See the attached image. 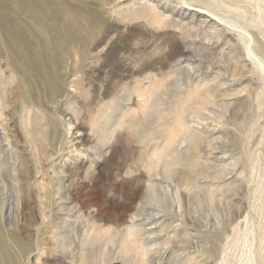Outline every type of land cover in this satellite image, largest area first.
<instances>
[{
	"label": "rangeland",
	"instance_id": "374dc122",
	"mask_svg": "<svg viewBox=\"0 0 264 264\" xmlns=\"http://www.w3.org/2000/svg\"><path fill=\"white\" fill-rule=\"evenodd\" d=\"M57 11L0 0V233L14 259L264 264V0Z\"/></svg>",
	"mask_w": 264,
	"mask_h": 264
},
{
	"label": "bare ground",
	"instance_id": "6f19581e",
	"mask_svg": "<svg viewBox=\"0 0 264 264\" xmlns=\"http://www.w3.org/2000/svg\"><path fill=\"white\" fill-rule=\"evenodd\" d=\"M28 3L30 5H36L38 6L39 8H41L43 11H44V15H48V11L49 9H53L54 11V16L56 17L58 14H57V9H59V3H60V0H28ZM141 7H146V8H149L151 10H154L155 7H157V5H150V4H147V3H142V6ZM196 8V7H195ZM61 9V8H60ZM150 10V11H151ZM197 10V9H195ZM206 12V11H205ZM152 13V12H151ZM164 14V13H162ZM206 14V18L204 19H201L202 20V24L203 25H208L209 23H213V25H217V21L210 15V13H205ZM207 17H210V18H207ZM201 24V25H202ZM202 25V26H203ZM213 25L211 26V28L213 27ZM201 28V27H200ZM212 30V29H211ZM214 30V29H213ZM216 30V29H215ZM4 45H2V41L0 39V55L3 53V50H4ZM22 82H24V80H21ZM2 104L0 103V107L3 109V106H1ZM1 109V110H2ZM0 128L4 131L3 134L6 135V127L4 124H0ZM3 134H1V131H0V139L1 140H4L3 138ZM6 140H9L8 137L5 138ZM11 249V247H10ZM9 249V246L7 245V243L5 242V240L3 239L1 233H0V264H20L19 263V259H14V257L12 256V253H11V250ZM14 254V253H13ZM17 257V256H15Z\"/></svg>",
	"mask_w": 264,
	"mask_h": 264
}]
</instances>
